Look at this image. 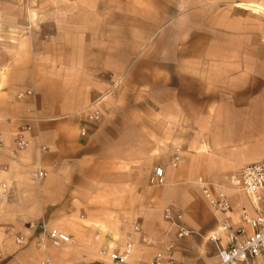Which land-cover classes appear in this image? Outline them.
Wrapping results in <instances>:
<instances>
[{
    "label": "crops",
    "instance_id": "crops-1",
    "mask_svg": "<svg viewBox=\"0 0 264 264\" xmlns=\"http://www.w3.org/2000/svg\"><path fill=\"white\" fill-rule=\"evenodd\" d=\"M99 98L101 118L86 122ZM0 138L3 252L7 237L45 226L73 242L45 239L36 263L91 264L130 241L131 264L168 242L174 264H215L206 238L220 222L240 224L242 210L264 214L262 200L231 192L230 213H216L191 183L196 168L170 162L179 149L212 175L264 159V0H0ZM158 166L165 183L150 185ZM166 198L196 234L176 239Z\"/></svg>",
    "mask_w": 264,
    "mask_h": 264
},
{
    "label": "built area",
    "instance_id": "built-area-1",
    "mask_svg": "<svg viewBox=\"0 0 264 264\" xmlns=\"http://www.w3.org/2000/svg\"><path fill=\"white\" fill-rule=\"evenodd\" d=\"M30 90L21 92L18 98L31 96ZM105 108L102 99H97L91 104L90 110L84 112V120L86 122H94L101 118L102 108ZM36 121V119H32ZM29 125L22 127V131L16 136V147L18 150H24L29 145V140L22 133L30 131ZM84 128L81 129L80 135L85 136ZM1 142V138H0ZM45 150L44 147L41 148ZM181 157L179 149H176L171 159L170 166L176 168L180 163ZM38 180H42L47 176V172L41 168H37L34 172ZM150 182L153 185H163L165 183L164 168L158 166L154 169ZM194 185L200 190L202 197L216 213L229 214L231 211V192L244 193L255 203L262 200L264 205V162H255L243 166L237 174L226 176L224 182H215L208 180L202 176H198L194 180ZM9 195V187L5 182H0V201ZM163 219L175 229L176 239L187 238L192 235V230L186 228L183 224L182 214L175 212L171 200H164ZM241 223L234 224L231 220L220 222L217 231L210 234L207 239L213 243L216 251L213 256L215 264H255L256 260L264 257V214L252 215L246 210L241 211ZM245 226L252 229V234L247 235ZM44 238L55 248L73 242V238L56 229L41 226ZM29 229H37V224L30 223ZM134 231H139V226H134ZM17 245L25 243L22 235L14 237ZM133 254V244L128 241L121 250H113L111 252H102V256L108 258L112 264H131ZM1 257V252H0ZM37 264H51L48 259L39 261ZM149 264H174V244L168 242L163 249L156 252Z\"/></svg>",
    "mask_w": 264,
    "mask_h": 264
},
{
    "label": "rangeland",
    "instance_id": "rangeland-1",
    "mask_svg": "<svg viewBox=\"0 0 264 264\" xmlns=\"http://www.w3.org/2000/svg\"><path fill=\"white\" fill-rule=\"evenodd\" d=\"M32 94H33V92H32ZM32 94H31V96H32ZM171 129L174 130L175 128L173 127ZM255 162H264V159L254 161V162H250V163H246L245 165L255 163ZM207 163L208 162L206 160H202V161L194 160V161L188 162V160L182 158L179 166L181 164H183L184 167H186L188 169L196 168V170H197L196 176H198V175L206 176L207 178L209 177L211 180H213L215 182H220V181L224 182L226 176H228V175L233 176V175L237 174V172L243 167V166L238 167L240 164H238V163L236 164L235 160L233 159V160H231L229 165H227V166L224 165V167L222 168V173H220V174L215 173V174L210 175L209 173L206 172L208 169ZM193 180L191 181V183L194 187H196L194 185ZM150 185H153V184L150 182ZM8 198H9V195L7 196L6 199H4L2 201L7 200ZM171 203H172V200H171ZM163 208H164V206H163ZM174 211L182 214V212L179 210L174 209ZM162 216H163V210H162ZM182 216H183V214H182ZM162 220H163V217H162ZM0 229H1L0 232H2V225H0ZM38 229L39 230L37 233L35 232V233L26 234V236L24 237L25 243L22 245L15 244L14 236L12 239L7 237L6 241H7L8 246L6 247V249L8 251H7V253H5V252H3V250L0 249V252H1L0 264H37L38 262L36 263V261H38V259L40 258V253H42L46 248H48V246H50L44 238L43 229L40 227H38ZM29 230L32 231L31 229H29ZM194 234H196V232H192V235H194ZM177 240H179V239H177ZM206 240H207V242H209L207 238H206ZM0 247H1V244H0ZM75 253L78 254V255H75V256H77V259H80L79 253L78 252H75ZM99 258H101V260H99ZM89 259H90L89 262L91 264H108V263H105L104 261H102L103 258H102V256L99 255V253H98V255L89 257ZM77 264H80V263H77Z\"/></svg>",
    "mask_w": 264,
    "mask_h": 264
},
{
    "label": "bare ground",
    "instance_id": "bare-ground-1",
    "mask_svg": "<svg viewBox=\"0 0 264 264\" xmlns=\"http://www.w3.org/2000/svg\"><path fill=\"white\" fill-rule=\"evenodd\" d=\"M237 6L244 8V9L254 11V12H259L260 10H262V8L260 6H258L257 4H254V3H240V4H237Z\"/></svg>",
    "mask_w": 264,
    "mask_h": 264
}]
</instances>
